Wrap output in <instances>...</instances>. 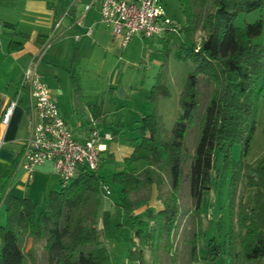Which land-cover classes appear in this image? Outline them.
I'll list each match as a JSON object with an SVG mask.
<instances>
[{
  "label": "trees",
  "instance_id": "obj_1",
  "mask_svg": "<svg viewBox=\"0 0 264 264\" xmlns=\"http://www.w3.org/2000/svg\"><path fill=\"white\" fill-rule=\"evenodd\" d=\"M179 2L185 23H177L178 32L168 33L162 41L166 54L173 51L178 60L192 63L179 99L181 110L173 127L167 128L157 103L170 92L158 81L148 96L153 111L138 121L137 136L129 140L133 151L124 159L123 168L113 174L122 192L117 210L138 223L128 257L139 264H163L158 260L163 248L172 255L169 264L199 261V246L207 236L204 191L214 188L219 180L223 185L228 180V229L224 232L221 216L217 222L219 237L213 234L205 244L206 258L215 261L224 253L230 256V264H248L264 257V164L254 168L248 161L254 133L264 114V20L259 18L245 26L236 25L235 20L240 13L262 8L264 0ZM66 4L68 7L70 2ZM70 11L75 12V5ZM21 48V41L11 39L8 50ZM202 78L209 97L190 153L187 139L201 104ZM27 98L25 93L20 102L26 105ZM90 106L96 116L103 109L99 103ZM237 143L242 145V154L235 160L232 150ZM217 152L223 157L221 170ZM142 161L147 165L137 170L135 163ZM186 163L194 224L186 239L188 261L180 262L172 251L182 213L180 196ZM13 171L12 166L7 175ZM104 185V176L83 167L59 189L50 190L41 204L30 197L7 195L6 220L0 224V264H108L110 254L103 244L99 221L105 239L114 226L122 223H114V211L102 207ZM154 187L159 190L160 205L146 207V216L141 218L136 209L146 201L132 194ZM250 188H255L252 204L246 201ZM147 250L157 253V260L146 259Z\"/></svg>",
  "mask_w": 264,
  "mask_h": 264
},
{
  "label": "rangeland",
  "instance_id": "obj_2",
  "mask_svg": "<svg viewBox=\"0 0 264 264\" xmlns=\"http://www.w3.org/2000/svg\"><path fill=\"white\" fill-rule=\"evenodd\" d=\"M161 1L168 15L176 23H185V15L179 0ZM259 18H263L264 20V6L248 13H240L235 20V24L245 26L247 23L255 22ZM74 31L71 30L58 38V41L65 39L66 44L65 51L60 53L58 59L52 64V66L56 67L57 71L55 74L59 76L60 80L55 79L54 73H51L54 81L49 77L47 78L48 84H50L54 92L57 90V85L63 89L62 99H64L66 104H76L82 101L85 109L87 105L85 102L91 99V103H99L103 108L108 109L107 119L109 121L116 122L117 124L120 122L128 128L138 116H143L153 111L152 103L148 96L150 95L151 88L160 81L165 84L170 95L158 100L157 111L163 116L166 127H173L181 110L179 99L187 82L188 74L192 69L191 62L178 60L174 56L173 51L166 54L161 37H146L142 32L134 33L126 45H119L109 52H107L104 45L93 42L92 37H87L76 50L73 37H71V35H74ZM200 37L201 33H198L196 39L199 40ZM261 39L264 40V32ZM45 57H47V53ZM74 72H76V76L80 79L79 84L71 77ZM57 80L60 82L58 81L55 84ZM120 88L125 90V95L120 93ZM200 88L202 92L201 104L187 139L190 153H193L192 151L194 150L200 129V115L209 97V88H207L204 78H202ZM82 116L84 117L85 114L82 113ZM241 154L242 145L237 143L233 147L232 155L235 160H238ZM102 157L103 159L99 164L97 172L105 177L104 186L109 187L111 190L110 194L103 195L102 207L114 211V223H122L121 226H114L112 228L108 238L109 241L105 242L104 245L111 253V264H129L126 262V254H129L127 246L131 242L138 223L137 221H131L121 210H117V202L120 201L122 192L120 184L113 181V174L118 168V162L115 160L116 158L112 160L106 152H103ZM216 160L217 167L221 170L223 157L220 152L216 153ZM248 161L254 168L258 167L261 162L264 164V120L254 133ZM141 165L146 166L147 163L142 161ZM228 183V180H226L223 185L219 180L214 188L204 191L202 207L207 236L199 246L200 259L194 264H230L231 262L230 256L224 253L215 261L206 258L205 247L211 235L214 234L219 237L217 222L221 216L223 217L224 232L228 229ZM163 191L165 192L166 188ZM254 193L255 188L248 189L246 193V201L248 203H253ZM158 195L159 190L156 187L151 191L147 188H142L132 194L133 198H141L146 201L143 206L136 209L139 217L143 218L146 216V207L155 209L160 205ZM180 204L182 213L178 218V228L175 233L172 253H174L178 261L187 262L189 246L186 239L189 237L194 224L191 213L192 199L189 194V163L184 164V181ZM99 229L102 234V241H106L107 239L103 236L101 219L99 221ZM39 251L40 253L43 252L41 246L39 247ZM158 256V260L163 264L171 262L172 255L163 248L159 250ZM146 259L157 260V253L153 255L150 250H147ZM248 264H264V257L252 259Z\"/></svg>",
  "mask_w": 264,
  "mask_h": 264
},
{
  "label": "crops",
  "instance_id": "obj_3",
  "mask_svg": "<svg viewBox=\"0 0 264 264\" xmlns=\"http://www.w3.org/2000/svg\"><path fill=\"white\" fill-rule=\"evenodd\" d=\"M68 1L71 3L75 0H0V224L6 220L4 198L7 195L19 198L30 197L33 201L41 204L47 198L50 190L61 187L60 176L51 161L37 166L32 174L20 163L23 146L31 132L28 118V98L26 105L22 102L15 105L8 124H4L2 121L7 105L18 91L24 70L29 65H34L43 75L47 84L48 77L54 81L51 73H54L55 79L60 80L59 76L55 74L56 67L52 64L66 49L65 39L58 41V38L71 30H75L71 37H73L76 50L87 37H92L93 42L104 45L107 52L114 50L119 45L124 46L122 36L115 34L110 27L100 21L97 5L85 14L81 24H77L75 19L80 15L84 3L89 0H76L74 3L75 12L70 15L65 12ZM7 23L13 24V26H9ZM88 27H92L93 33L91 36H84ZM17 32L26 33L28 36H21ZM76 35H83V37L80 41H76ZM11 39L21 41L23 48L14 51L8 50ZM46 53L47 57H45ZM75 73L71 77L79 84L80 79ZM48 86L75 137L84 140L90 133L93 122H96L102 135L106 132L112 133V139H103L105 149L101 152L100 162L103 159V152H106L112 160L116 158L115 160L118 162L116 171L121 170L124 166V159L133 151L129 140L137 136L138 121L144 115L134 119L131 128H127L120 122L117 124L109 121L107 119L109 111L106 108H103L101 113L96 116L90 106L91 99L85 102L87 103L85 109L82 101L76 104H66L62 99L63 89L57 85V90L54 92L50 84ZM82 113L85 114L84 117ZM12 166L14 171L7 175ZM134 166L137 170L145 167L141 165V162L135 163ZM108 241L107 239L103 242ZM130 245L131 242L127 246L128 249ZM109 254L108 263L111 264L110 251ZM128 256L127 253V263L139 264L138 261H131Z\"/></svg>",
  "mask_w": 264,
  "mask_h": 264
},
{
  "label": "built area",
  "instance_id": "obj_4",
  "mask_svg": "<svg viewBox=\"0 0 264 264\" xmlns=\"http://www.w3.org/2000/svg\"><path fill=\"white\" fill-rule=\"evenodd\" d=\"M75 1L66 8V14H71L70 9ZM96 5L99 7L100 21L115 34L121 35L124 45L136 32H142L146 37L161 38L168 33L178 32L179 25L168 15L161 0H89L84 3L75 22L81 24L85 14ZM92 33V27H88L84 36H91ZM82 37L76 35L75 40L80 41ZM25 93L28 95L31 132L21 154L23 167L32 174L37 166L51 161L62 184H66L83 167L97 170L101 152L105 149L103 139H112V133L102 135L96 122H93L84 140L75 137L50 87L34 65L24 70L18 91L3 113V123L10 122L15 105ZM103 192L106 196L111 190L103 186Z\"/></svg>",
  "mask_w": 264,
  "mask_h": 264
},
{
  "label": "water",
  "instance_id": "obj_5",
  "mask_svg": "<svg viewBox=\"0 0 264 264\" xmlns=\"http://www.w3.org/2000/svg\"><path fill=\"white\" fill-rule=\"evenodd\" d=\"M120 93L122 94V95H125V90L123 89V88H120Z\"/></svg>",
  "mask_w": 264,
  "mask_h": 264
}]
</instances>
